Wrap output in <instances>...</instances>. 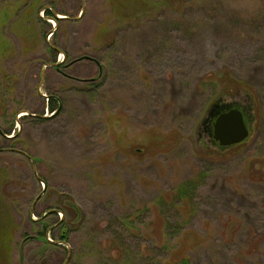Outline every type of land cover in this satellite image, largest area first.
<instances>
[{"label":"rangeland","instance_id":"rangeland-1","mask_svg":"<svg viewBox=\"0 0 264 264\" xmlns=\"http://www.w3.org/2000/svg\"><path fill=\"white\" fill-rule=\"evenodd\" d=\"M0 132V264H264V0H0Z\"/></svg>","mask_w":264,"mask_h":264},{"label":"water","instance_id":"water-1","mask_svg":"<svg viewBox=\"0 0 264 264\" xmlns=\"http://www.w3.org/2000/svg\"><path fill=\"white\" fill-rule=\"evenodd\" d=\"M212 125L214 140L223 147L238 145L250 135L245 113L238 106L218 113Z\"/></svg>","mask_w":264,"mask_h":264},{"label":"trees","instance_id":"trees-1","mask_svg":"<svg viewBox=\"0 0 264 264\" xmlns=\"http://www.w3.org/2000/svg\"><path fill=\"white\" fill-rule=\"evenodd\" d=\"M54 101V100H53ZM50 109L53 111V110H55V107H54V105L52 104V106H50ZM0 134H1V132H0ZM243 143V142H242ZM242 143H238V145H233V146H235V147H238L239 145H241ZM190 184H192V185H190ZM192 186L193 187H195V184L194 183H190V182H187L185 185H182L177 191V193L176 194H173V198L172 199H174V198H176V199H179V200H187L188 198L190 199V197H191V193H192V191H191V189H192ZM175 199V200H176ZM46 216V215H45ZM74 216L76 217V219L77 220H81V217H79L80 216V212L78 211V208L76 207L75 208V210H74ZM2 220H0V222H1ZM3 224V223H2ZM66 225H67V223L64 221V219L63 220H60V222H56L54 225H52V227H54V226H58V228H59V230H61L60 231V239H61V242H65L66 240H67V237H68V233H69V229L67 230V228H66ZM6 226V223H4V225H3V227H0L1 228V230H3L4 229V227ZM8 226H10V230H9V232H8V235L7 236H9V240L8 241H11V239H12V235H13V226H12V223L10 224H8ZM47 230H49L48 229V227L46 226V225H44V233L47 231ZM40 233V232H39ZM40 234H42V233H40ZM46 241H48V240H46ZM0 242H1V239H0ZM2 243V242H1ZM11 243V242H10ZM48 243L50 244H53L52 242H49L48 241ZM9 245H11V244H9V242L7 243V245H4L3 246V250L4 251H6V250H8V248H9ZM59 245V244H58ZM62 246V244L61 245H59V247H61ZM9 252V251H8ZM177 264H189V261L186 259V258H181L180 259V261H179V263H177Z\"/></svg>","mask_w":264,"mask_h":264},{"label":"flooded vegetation","instance_id":"flooded-vegetation-1","mask_svg":"<svg viewBox=\"0 0 264 264\" xmlns=\"http://www.w3.org/2000/svg\"><path fill=\"white\" fill-rule=\"evenodd\" d=\"M62 220V219H61ZM51 228H58V226H54V227H51ZM59 229V228H58ZM59 245H61V244H59Z\"/></svg>","mask_w":264,"mask_h":264}]
</instances>
